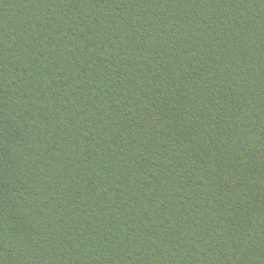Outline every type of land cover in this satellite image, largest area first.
<instances>
[{"label":"trees","instance_id":"16d2710c","mask_svg":"<svg viewBox=\"0 0 264 264\" xmlns=\"http://www.w3.org/2000/svg\"><path fill=\"white\" fill-rule=\"evenodd\" d=\"M259 117L264 264V0H0V264H11L10 121H61V264H77L74 121L128 120L126 264H144L141 119H192L191 264H208L206 118Z\"/></svg>","mask_w":264,"mask_h":264},{"label":"rangeland","instance_id":"374dc122","mask_svg":"<svg viewBox=\"0 0 264 264\" xmlns=\"http://www.w3.org/2000/svg\"><path fill=\"white\" fill-rule=\"evenodd\" d=\"M208 264H258L259 117L206 118ZM61 121H10L11 264H61ZM144 264H191L192 119H141ZM77 264H126L128 120H76Z\"/></svg>","mask_w":264,"mask_h":264}]
</instances>
